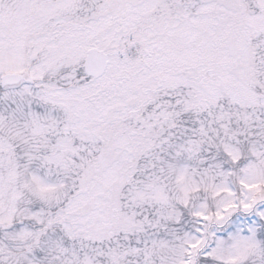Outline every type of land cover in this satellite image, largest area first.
<instances>
[{
	"label": "snow or ice",
	"instance_id": "6c2138e0",
	"mask_svg": "<svg viewBox=\"0 0 264 264\" xmlns=\"http://www.w3.org/2000/svg\"><path fill=\"white\" fill-rule=\"evenodd\" d=\"M0 264H264V0H0Z\"/></svg>",
	"mask_w": 264,
	"mask_h": 264
}]
</instances>
